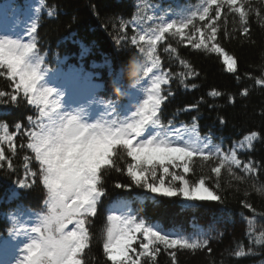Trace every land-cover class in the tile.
I'll list each match as a JSON object with an SVG mask.
<instances>
[{
    "label": "trees",
    "instance_id": "1",
    "mask_svg": "<svg viewBox=\"0 0 264 264\" xmlns=\"http://www.w3.org/2000/svg\"><path fill=\"white\" fill-rule=\"evenodd\" d=\"M86 2L96 8L88 9ZM243 2L248 12L246 25L241 24L238 14L225 10L221 19L215 21L216 42L236 61V72L227 71L219 53L189 44V34L195 42L201 37L192 25L177 32L179 24L157 42L155 56L160 67L154 72L165 74L169 80L167 86L161 87L165 99L158 115L163 126L168 127L171 121L177 128H194L201 140L220 145L224 151H230L234 143L238 145L245 136L256 132L258 138L252 141V148L247 144L244 149L237 148L239 158L254 163L255 171L245 175L233 168V175L224 167L217 176L210 171L213 161L194 155L188 162L189 172L183 175L190 186L204 179L205 186L221 197L218 201H186L182 196L157 194L153 200L144 199L143 189L130 180L126 170L105 172L101 181L104 195L88 225L91 243L85 250L84 264H111L103 255L102 241L109 208L119 200L130 201L136 219H143L148 225H159L164 232H175L185 239L208 240L206 246L194 250H166L160 245L154 259L140 258L143 264H264V86L256 83L264 77V0ZM203 4L204 0H0V24H5L7 30L1 38L28 42L27 29L35 23L36 51L43 57L42 68L46 69L42 83L55 89L59 100L66 101L73 98L75 90L83 92L80 84L89 83L92 90L88 91L89 102L83 107L90 113L89 122L101 118L130 120L127 90L145 78L143 68L150 66L146 53L140 52V46H148L139 36L158 28L161 17L166 22L179 21ZM94 10L99 15L97 20ZM118 13L126 15L127 40L122 44H117L108 33L113 31L110 23ZM210 15L214 17V12ZM193 23L202 27L205 21L197 17ZM133 37L136 45L132 44ZM133 57L143 68L130 81L127 72ZM14 88L6 74L0 76V91L5 92L0 97V125H7L13 135L11 147L2 142L8 159L0 162V258L16 250L15 244L26 239L24 233L38 225L47 211L46 189L38 177L34 179L29 174L38 171V162L27 149L28 137L22 135L30 130L28 118H37L38 112ZM117 88L119 94H114ZM214 91L220 95L211 96ZM245 92L247 95H243ZM12 95L17 96L16 101L11 100ZM17 124L21 129L16 128ZM125 159L128 158H118V166L124 169ZM236 176L243 179L237 180ZM19 181H24L23 188ZM117 183L122 187H115ZM173 185L179 187L178 181ZM245 203L251 207H244ZM140 240L142 237L137 234L133 245L137 252Z\"/></svg>",
    "mask_w": 264,
    "mask_h": 264
},
{
    "label": "snow or ice",
    "instance_id": "2",
    "mask_svg": "<svg viewBox=\"0 0 264 264\" xmlns=\"http://www.w3.org/2000/svg\"><path fill=\"white\" fill-rule=\"evenodd\" d=\"M222 10L238 14L241 24L246 25L248 12L243 0H204L197 11L179 21L166 22L161 17L158 28L139 36V40L148 46L147 49L140 46V52L146 53L149 60L150 66L143 68V76L152 74L151 83L145 90L146 99L130 120L124 121L101 118L89 122L90 113L85 108L63 109L59 93L42 83L46 69L42 68L43 57L36 51L33 36L37 32L35 23L27 29L28 42L20 38H0V76L6 74L15 85L14 91L22 92L28 105H35L38 112L37 118H28L30 130L22 135L28 137L27 149L38 162V171L33 170L29 174L34 179L38 177L47 192L46 214L40 218L38 225L24 233L27 242L19 249L21 256L16 264H84V253L91 243L88 225L104 195L101 181L109 170H126L130 180L146 191L163 197L182 196L186 201L221 199L214 190L205 186L204 179H198L190 186L184 175L170 171V167H182L183 173L187 174L188 162L194 155H200L203 161H213L210 171L217 176L224 167L233 175V168L240 169L245 175L255 171L254 163L239 158L237 148L244 149L246 144L252 148V141L258 138L256 132L245 136L238 145L234 143L230 151H224L220 145L201 140L194 128L189 132L183 127H175L171 121L168 127L163 126L158 115L165 99L161 95V85L168 84L169 80L165 74L154 72L160 67V61L155 56L156 45L174 25H180L177 32L192 25L201 39L195 42L189 34L186 37L188 43L194 44L196 49L219 53L227 71L236 72V61L216 42L218 29L215 21L221 19ZM210 12H214V17ZM197 17L205 21L202 27L193 23ZM247 31L244 27V32ZM132 44H137L135 37ZM256 83L264 86V77L257 79ZM168 94L171 95V92ZM210 95L216 97L220 93L214 91ZM3 96L5 92L0 91V97ZM11 100L16 101L17 96L12 95ZM220 122L224 123L223 120ZM21 127L16 125L17 129ZM0 133V162H4L8 158L2 150V142L11 147L13 135L9 134L7 125H0ZM125 157L128 158L124 160L126 169L118 166V158ZM24 159L27 161L29 157L26 155ZM24 167L27 171L29 165L26 163ZM166 177L171 178L168 186H165ZM236 179L243 177L236 176ZM175 181H179V187L173 185ZM19 184L21 188L25 186L24 181H19ZM115 187L121 188L122 185L117 183ZM244 207L251 206L245 203ZM69 225L72 227L69 228ZM12 234L14 232H10ZM137 234L142 237L138 252L133 247ZM207 244V238L185 239L175 232H164L159 225H148L143 219L108 215L102 248L106 261L111 264H143L140 258L150 256L154 259L160 245L166 250H194ZM172 255L174 261L175 254Z\"/></svg>",
    "mask_w": 264,
    "mask_h": 264
},
{
    "label": "rangeland",
    "instance_id": "3",
    "mask_svg": "<svg viewBox=\"0 0 264 264\" xmlns=\"http://www.w3.org/2000/svg\"><path fill=\"white\" fill-rule=\"evenodd\" d=\"M0 32L3 35L6 34L4 29H2ZM157 74H159V73H157ZM151 77H152V74H150L148 77H146L144 80H142L141 83L139 84L138 88L132 87L129 90V94H130V98H131V107L133 109L131 117L137 111L139 105L143 102V100L146 99V91L145 90L147 87L150 86ZM80 87L83 90L85 89L84 85H81ZM84 92H85V90H84ZM86 102H87L86 93L81 94V93L77 92V93H75L74 99L72 101L63 102V103L60 102V103H61L64 110H71V109H74L75 107H81V106L85 105ZM170 171H174L180 175L184 174L182 171V167L177 168V169H172L170 167ZM158 175H159V173H158ZM149 179L151 180V178H149ZM170 179H171L170 177H166V185L165 186H168L167 182L170 181ZM178 183H179V181H178ZM144 191L146 193H148L146 197H149L151 199L153 198V195H154L153 193H150V192L146 191L145 189H144ZM112 215L132 217L134 215V213L131 211L129 205H126L124 202H120L119 204H116L113 207ZM23 241H25V239H23ZM23 246H24V244L21 245L20 249H22ZM20 256H21V253L18 250L17 252H14V253L10 254L9 256H7L6 258H4L3 260H1L0 264H16V261L20 258Z\"/></svg>",
    "mask_w": 264,
    "mask_h": 264
},
{
    "label": "bare ground",
    "instance_id": "4",
    "mask_svg": "<svg viewBox=\"0 0 264 264\" xmlns=\"http://www.w3.org/2000/svg\"><path fill=\"white\" fill-rule=\"evenodd\" d=\"M87 6L88 9H93L96 8L95 4L90 3V2H86L85 4ZM94 18L97 20L99 19V15L97 13V11H93ZM96 16V17H95ZM125 18L126 15H124L123 13H118L117 15H115L113 21L110 23V28L113 29V31H109L108 33H110V35H112L113 38H115L117 44H122L126 42V35L124 33L125 30Z\"/></svg>",
    "mask_w": 264,
    "mask_h": 264
},
{
    "label": "clouds",
    "instance_id": "5",
    "mask_svg": "<svg viewBox=\"0 0 264 264\" xmlns=\"http://www.w3.org/2000/svg\"><path fill=\"white\" fill-rule=\"evenodd\" d=\"M143 65L141 62H139L136 58H131L129 60V65H128V72H127V77L128 79L134 80L136 77H138L142 71ZM114 94H119V89H114Z\"/></svg>",
    "mask_w": 264,
    "mask_h": 264
}]
</instances>
